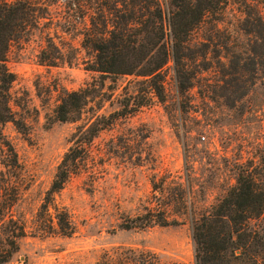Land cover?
<instances>
[{
  "label": "rangeland",
  "instance_id": "1",
  "mask_svg": "<svg viewBox=\"0 0 264 264\" xmlns=\"http://www.w3.org/2000/svg\"><path fill=\"white\" fill-rule=\"evenodd\" d=\"M62 1L52 5L54 16ZM249 3L250 9L241 0H232L217 23L209 17L195 31L188 64L197 71V79L191 88L184 93L177 89L169 61L163 68L166 101L154 99L94 140L98 169L94 181L83 173L55 195V202L69 212L74 232L70 236L28 233L16 241L17 248L5 264H96L105 251L118 246L151 250L175 264H195L191 220L235 184L237 165L264 151V31L255 19L257 9L264 15V0ZM61 35L66 43L56 42L63 50L68 52L69 44L77 48L71 63H41L39 38L13 43L8 51L7 66L15 74L12 107L20 123L19 127L4 124L2 134L18 162L19 190L12 212L28 230L57 164L71 145L70 134L87 118L84 114L77 123L57 121L58 95L97 77L85 67L90 55L80 47V37ZM130 79L117 77L115 98ZM106 84L113 83L106 80ZM116 107V102L112 107L106 104L100 112ZM160 177L165 180V197L180 192L185 199L184 205L170 201L167 207L170 216L185 214L179 218L182 223L121 229L123 219L164 200L151 186Z\"/></svg>",
  "mask_w": 264,
  "mask_h": 264
},
{
  "label": "trees",
  "instance_id": "2",
  "mask_svg": "<svg viewBox=\"0 0 264 264\" xmlns=\"http://www.w3.org/2000/svg\"><path fill=\"white\" fill-rule=\"evenodd\" d=\"M232 0H63L54 16L58 0H0V264H5L17 248L16 241L30 234L74 232L69 212L55 202V195L73 177L88 173L92 182L98 173L93 143L99 134L120 120L149 106L154 99L166 101L163 68L172 61L177 89L184 93L194 85L197 71L189 67L194 33L210 17L218 22ZM252 8L249 0H241ZM165 5L166 10L163 6ZM249 17V12H246ZM255 19L264 31V15L256 10ZM53 34L51 35V30ZM62 33L80 37V47L90 58L86 69L97 74L76 90H61L54 110L63 123L84 122L70 134V146L63 153L49 188L35 214L33 227L15 218L12 208L18 198L17 156L2 134L8 122L19 127L11 92L15 74L7 66L13 43L39 38V60L49 66L71 63L77 48L63 44ZM58 41V43L56 42ZM71 51V55H70ZM73 54V55H72ZM119 76L131 79L115 98ZM110 80L113 84H106ZM116 100V101H114ZM117 107L100 112L106 104ZM164 178L152 180V190L164 200L135 217H126L123 230H145L182 222L184 213L170 216V201L184 205L182 193L165 197ZM167 199V201H165ZM179 205V206H181ZM195 264H264V151L254 160L237 165L235 184L208 209L191 220ZM96 264H175L160 254L118 246L105 251Z\"/></svg>",
  "mask_w": 264,
  "mask_h": 264
}]
</instances>
